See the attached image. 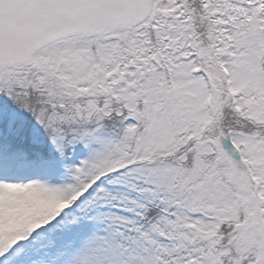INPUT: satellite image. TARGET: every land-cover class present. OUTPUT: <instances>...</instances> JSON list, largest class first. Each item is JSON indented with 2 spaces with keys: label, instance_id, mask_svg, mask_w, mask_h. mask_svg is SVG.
Here are the masks:
<instances>
[{
  "label": "snow or ice",
  "instance_id": "1",
  "mask_svg": "<svg viewBox=\"0 0 264 264\" xmlns=\"http://www.w3.org/2000/svg\"><path fill=\"white\" fill-rule=\"evenodd\" d=\"M0 264H264V0H0Z\"/></svg>",
  "mask_w": 264,
  "mask_h": 264
}]
</instances>
